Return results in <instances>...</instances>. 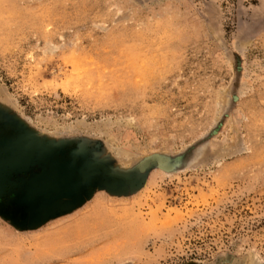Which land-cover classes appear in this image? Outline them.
Returning a JSON list of instances; mask_svg holds the SVG:
<instances>
[{
    "label": "rangeland",
    "instance_id": "374dc122",
    "mask_svg": "<svg viewBox=\"0 0 264 264\" xmlns=\"http://www.w3.org/2000/svg\"><path fill=\"white\" fill-rule=\"evenodd\" d=\"M0 264H264V0H0Z\"/></svg>",
    "mask_w": 264,
    "mask_h": 264
}]
</instances>
